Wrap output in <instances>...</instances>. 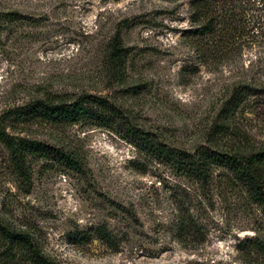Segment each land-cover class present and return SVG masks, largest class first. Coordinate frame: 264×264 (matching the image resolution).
<instances>
[{
    "label": "rangeland",
    "instance_id": "obj_1",
    "mask_svg": "<svg viewBox=\"0 0 264 264\" xmlns=\"http://www.w3.org/2000/svg\"><path fill=\"white\" fill-rule=\"evenodd\" d=\"M191 1L0 0V116H8L15 136L69 148L85 163L79 172L34 158L26 180L0 140V216L32 231L55 264H256L242 247L264 238V215L238 187L217 178L208 195L189 198L188 181L118 128L37 122L26 130V122L14 121L18 108L49 93L69 100L92 94L171 146L210 145L233 88L264 82V42L251 28L254 0H218L243 28L227 50L204 55ZM8 12L25 19L11 24ZM116 35L129 52L121 64L109 58ZM246 123L264 144L263 122ZM182 202L201 225L199 239L178 235Z\"/></svg>",
    "mask_w": 264,
    "mask_h": 264
},
{
    "label": "trees",
    "instance_id": "obj_2",
    "mask_svg": "<svg viewBox=\"0 0 264 264\" xmlns=\"http://www.w3.org/2000/svg\"><path fill=\"white\" fill-rule=\"evenodd\" d=\"M257 13L252 14V31L264 42V0H254ZM192 22L197 25L193 36L204 41V55L227 50L237 32H241V20L237 12L218 0H192ZM9 23H18L24 16L18 12L4 14ZM15 25V24H14ZM251 25V23H250ZM129 57L120 35L110 43L109 58L113 63H122ZM264 82L240 81L220 113L221 122L213 131L210 145H200L195 150L171 146L161 134L146 130L134 123L125 110L102 96L85 94L74 100L63 95L47 94L26 103L16 111L14 121L29 125L47 122L58 125L95 123L109 128H118L124 139L131 141L144 155L168 166L177 176L188 181L190 192L185 195H208L216 179L238 187L247 194L264 215V144L250 132L245 121L260 120L264 125ZM12 111V110H9ZM9 113V112H8ZM8 116H0V140L12 152L26 180L30 178L31 160L44 158L57 162L75 171H83L85 163L80 155L69 148L56 147L31 139L15 136L10 130L13 124ZM16 123V122H15ZM26 160V167H25ZM181 213L176 227L181 239H199L200 223L186 202L181 203ZM88 241V238H83ZM185 241V240H184ZM0 246L4 249L3 264H16L22 254L30 264H55L47 257L30 230H16L0 216ZM242 250L256 264H264V238L245 240Z\"/></svg>",
    "mask_w": 264,
    "mask_h": 264
}]
</instances>
